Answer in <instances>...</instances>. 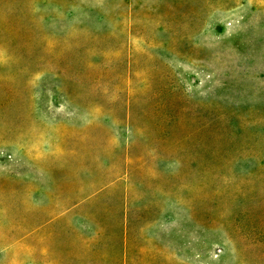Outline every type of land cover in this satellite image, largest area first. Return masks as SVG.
<instances>
[{"label":"rangeland","instance_id":"rangeland-1","mask_svg":"<svg viewBox=\"0 0 264 264\" xmlns=\"http://www.w3.org/2000/svg\"><path fill=\"white\" fill-rule=\"evenodd\" d=\"M0 264H264V0H0Z\"/></svg>","mask_w":264,"mask_h":264}]
</instances>
